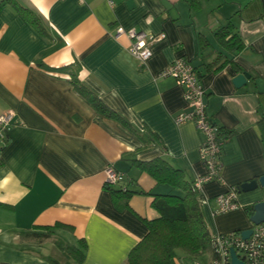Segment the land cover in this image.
<instances>
[{
	"label": "crops",
	"instance_id": "crops-1",
	"mask_svg": "<svg viewBox=\"0 0 264 264\" xmlns=\"http://www.w3.org/2000/svg\"><path fill=\"white\" fill-rule=\"evenodd\" d=\"M1 1V0H0ZM17 0L41 19V33L13 6H0V113L13 123L0 142V264H61L72 259L52 238L21 232L61 222L54 236L78 245L80 264H124L156 215L150 193L170 191L134 161L164 157L191 180L205 173L194 123L177 125L188 108L183 87L160 71L183 58L206 89V112L232 131L222 145L220 178L198 194L211 234L251 225L250 206L259 190L237 192L238 207L213 214L214 197L264 174V0ZM231 25L243 43L232 52L217 31ZM117 26L164 34L142 63ZM107 106L150 138L117 118L98 113L71 82V71ZM246 71L240 86L233 77ZM113 165L124 179L105 185ZM112 189L130 191L125 197ZM178 252V251H177ZM178 254V253H177ZM176 254L173 264H183ZM212 257V253H211Z\"/></svg>",
	"mask_w": 264,
	"mask_h": 264
},
{
	"label": "trees",
	"instance_id": "trees-1",
	"mask_svg": "<svg viewBox=\"0 0 264 264\" xmlns=\"http://www.w3.org/2000/svg\"><path fill=\"white\" fill-rule=\"evenodd\" d=\"M5 4L13 6L32 26L45 34L42 21L34 11L19 4L17 0L0 1V6ZM216 34L220 43L228 50L237 52L242 49L243 43L239 36L232 32L231 25L224 26ZM64 68L71 71L74 89L98 113L117 118L128 125L145 144L150 141L146 133H141L134 128L101 101L94 91L85 86L78 79L76 69H69L70 65ZM219 130V135L225 143L232 135V131L222 126H219ZM134 163L153 177L157 183L169 185L171 190L166 193H148L151 197V208L156 215L146 220L148 231L129 251L124 264H173L177 250H182L194 259L207 250L212 253L211 233L201 202L197 197L199 191L194 186V180L190 179L185 170L173 166L164 157L158 156L146 161H134ZM236 187L238 188V185ZM112 193L113 195L122 194L125 197L130 195V191L122 189H112ZM0 206H2L1 203ZM246 210L251 214L252 206H246ZM56 228L71 230L72 226L61 222H55L52 225H34L31 230L21 232V235L36 240L52 238L53 243L71 257L72 262L65 264H80L85 258L87 248L85 240L79 239L78 245L70 244L54 236ZM47 260L49 264H61L53 257H48Z\"/></svg>",
	"mask_w": 264,
	"mask_h": 264
},
{
	"label": "built area",
	"instance_id": "built-area-1",
	"mask_svg": "<svg viewBox=\"0 0 264 264\" xmlns=\"http://www.w3.org/2000/svg\"><path fill=\"white\" fill-rule=\"evenodd\" d=\"M107 2L110 6L114 5L113 0H107ZM121 36H126L130 40L129 52L142 63H145L152 55V43L161 39L164 34L150 35L135 28L125 29L122 26H117L113 32V37L118 39ZM159 75L172 77L177 84L183 87V95L188 108L174 116L175 123L180 125L192 122L203 136L199 153L206 171L194 179V186L200 192L203 183L220 178V153L224 144L219 135L220 125L214 122L206 112V89L191 63L183 58L176 59L161 70ZM12 120L11 112L0 113V142L5 140L6 132L13 123ZM123 179V173L115 169L113 165L106 167L105 185H114ZM237 192V187L232 185L225 193L216 195L212 213L219 214L237 208ZM251 229V234L247 238L243 237L240 231L211 234L212 257L210 264H230L231 248H234L238 258L243 260L245 264H264V222L253 224Z\"/></svg>",
	"mask_w": 264,
	"mask_h": 264
},
{
	"label": "water",
	"instance_id": "water-1",
	"mask_svg": "<svg viewBox=\"0 0 264 264\" xmlns=\"http://www.w3.org/2000/svg\"><path fill=\"white\" fill-rule=\"evenodd\" d=\"M127 5L131 6L133 5L132 0H127ZM249 77V73L246 71L238 73L235 75L232 79L233 84L236 87H240L245 80ZM259 190L261 192V197L254 201L251 206V214L249 215V221L251 225L245 229L239 230L241 235L245 238H247L251 234V226L253 224H259L261 222H264V174L255 177L251 180L242 182L238 185L237 191L240 192H250ZM230 256H231V263L230 264H245L243 260L238 258V256L235 253L234 248L230 249Z\"/></svg>",
	"mask_w": 264,
	"mask_h": 264
},
{
	"label": "rangeland",
	"instance_id": "rangeland-1",
	"mask_svg": "<svg viewBox=\"0 0 264 264\" xmlns=\"http://www.w3.org/2000/svg\"><path fill=\"white\" fill-rule=\"evenodd\" d=\"M178 256L181 258V261L183 264H210L211 263V253L209 250H207L203 255L197 257V258H191L186 253H184L182 250H177Z\"/></svg>",
	"mask_w": 264,
	"mask_h": 264
}]
</instances>
